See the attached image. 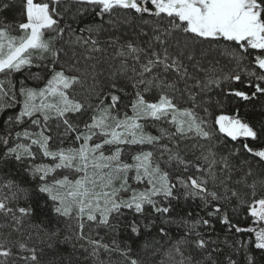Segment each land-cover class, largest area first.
Returning a JSON list of instances; mask_svg holds the SVG:
<instances>
[{
    "label": "snow or ice",
    "instance_id": "obj_1",
    "mask_svg": "<svg viewBox=\"0 0 264 264\" xmlns=\"http://www.w3.org/2000/svg\"><path fill=\"white\" fill-rule=\"evenodd\" d=\"M74 3L71 23H64L69 0H21L23 22H0V112L18 108L5 121L9 131L0 135V165L17 162L32 177L0 183V217L11 229L0 236V264H43V249L30 246L31 233L22 231L24 218L37 211L53 225L38 234L48 248L60 235L54 225L67 219L75 221V238L91 245L92 256L113 249L86 236V225L113 232L122 225L133 242L150 238L144 248L157 264H240L233 257L244 245L229 246L226 238L231 250L225 252L213 238L217 220L230 232L254 234V248L264 253V119L249 121L239 103L227 114L226 103L229 97L247 104L264 96V0ZM10 7V0H0V11ZM90 14L99 23H85ZM105 17L113 28L135 24L137 31L123 42L121 36L109 38L120 64L110 71L106 91L96 90L100 74L96 64L89 65L94 83L82 100L75 88L87 73L81 74L79 61L68 67L61 62L65 45L95 59L105 51L94 38L106 31ZM222 58L234 69L225 71ZM25 71L17 87L12 78ZM214 89L224 97L215 101L218 115L209 110L211 97L205 99ZM149 121L174 130L160 127L153 135L146 131ZM14 126L20 130L12 131ZM229 138L255 143L229 147ZM55 140L59 146L53 148ZM185 140L195 141L191 147L201 150L199 156H185L179 147ZM38 153L50 162L33 163ZM181 195L199 200L203 215L173 216V201ZM21 199L27 206H18ZM230 210H243L252 226L233 224ZM173 228L180 234L173 236ZM13 232L20 238L11 239ZM115 250L127 264H143L131 255L130 244ZM244 259L257 264L254 255L245 253Z\"/></svg>",
    "mask_w": 264,
    "mask_h": 264
},
{
    "label": "trees",
    "instance_id": "obj_2",
    "mask_svg": "<svg viewBox=\"0 0 264 264\" xmlns=\"http://www.w3.org/2000/svg\"><path fill=\"white\" fill-rule=\"evenodd\" d=\"M10 4L12 7H10L7 10L0 11V22H7L11 25H17L18 23L23 22V17L20 15V4L21 0H10ZM69 4L71 5V11L68 12L67 17L64 21V23H71V17L73 13L76 11V5L74 3V0H69ZM117 15H121L120 13H117ZM100 18L95 17L94 15H88L84 18V22H96L99 23ZM105 23L104 27L106 29L105 32H103L99 37H94L99 39L100 41V47L105 49L103 52L95 53V59L86 60V53L84 49L79 47H72L65 45V55L62 56V63H64L65 67H68L70 64L75 63L76 61H79L78 67L81 69V74L85 75V79L82 85H77L75 88V92L78 95V98L82 100H88L89 99V92L91 90V86L93 85L94 81L91 76V70L89 69V65L96 64L97 68L96 71L99 73V81L100 84L97 86V91L101 87L107 90V83H108V77L110 71L114 70L116 67L120 64V58L115 57L116 47L115 46H109L108 41L109 38L112 36H121L123 42L124 39H127L131 37L135 31H137L136 25L133 24L131 26L129 25H123L121 24L119 28H113L107 23V17L104 18ZM82 26V25H81ZM73 27H76L74 24ZM65 39H67V36H65ZM129 63H131V60H129ZM221 65L225 67V71H228L229 69H234V64H230L227 59H221L220 60ZM38 69L33 67L31 71L35 72ZM27 75V72H22L15 74L13 76V81L16 82L17 87H19V81L24 79V77ZM202 76V74H201ZM192 81H189V84H191ZM28 84L30 86H36L34 81L29 80ZM237 88H243V85L241 84H235L234 85ZM180 88H183L184 85L181 83L179 85ZM251 91V89H248ZM126 91L128 93H132L133 89L131 87L126 88ZM198 91V90H197ZM155 93H152L151 95L147 96V99L152 100L155 97ZM208 97H211L212 104L209 108L210 111H212L215 115L219 114V110L215 108V101L216 100H223L224 97L220 93L219 89H214L210 93L205 96V99ZM185 99L187 97L185 96ZM91 103L95 104L97 101L93 98ZM123 103H128V98H123ZM228 108L230 111L227 114H231V109H233L237 103L241 105V113L244 115L249 121L253 123H259L261 119H264V96L259 97L258 99L245 104L244 102L240 101L237 102L236 98L229 97L228 101L226 102ZM208 106V105H206ZM122 110H127L123 108V105H121ZM17 109H10L5 112H0V135L5 134L9 131L8 126L5 124V121L7 119L8 115H12ZM129 114H131L129 112ZM86 118V117H85ZM26 126V125H25ZM168 128L169 131H173L166 122L160 121V122H152L149 121L148 126L146 127V131L151 132L153 135H158V128ZM20 130L19 126H14L12 131H18ZM56 129L53 128V135H56ZM13 141L15 142V136L12 137ZM167 143V141H164ZM243 142H247L249 144H253L255 142L248 140L244 141L243 138H240L237 142L230 141V138L228 140L229 147L235 145L236 147H240ZM195 143V141L191 140H185L181 141L179 144V147L181 150H183L185 156L188 159H193L194 156L200 155V149L199 148H192L191 145ZM201 143H205L201 141ZM205 146H207L205 144ZM2 147V146H0ZM217 149L221 150V146L217 145ZM33 150H35V146H33ZM40 157V161H43L44 163L48 162V158H42L41 154H37ZM241 158L244 157L243 152H241ZM175 167V165H174ZM194 170L190 169L188 174H192ZM177 174H183L182 169L178 171ZM185 174V178H186ZM235 178V177H234ZM13 179L17 182H20L22 180H31L32 177L29 175H26L23 171V168L21 165L17 162H13L9 166H3L0 165V183L7 182V180ZM26 201L21 199L18 202L19 207H25L27 206ZM175 211L173 212V216H176L177 214L179 216H186L188 213H191L193 216L203 215V212L200 210L198 205L200 204L199 200H192V199H185L182 195L181 198L178 201H173ZM43 206V205H41ZM54 215V214H53ZM229 215L231 218V221L233 224H238L240 227H249L252 226V221L246 217V214L243 210L238 211L236 214H233L231 210L229 211ZM131 216L129 215V219ZM9 221L5 220L3 217H0V225H4V227H0V236H7L8 233L11 231V229L7 226ZM59 230V237L58 242L54 243V246L52 248L47 247V242L41 243V239L39 237V233L41 229L44 228H50L53 227V225H50L48 216L44 212L37 211L34 215L31 217H25L24 218V228L22 231L25 233V236L28 233H31L33 239L30 242V246L35 245L38 249H43L42 253V261L43 264H127L126 258L120 254L119 251H116L117 245L120 249H123L125 247V244H130L132 248L131 255L134 258L140 259L143 264H157V259L153 258V255L150 250L144 248V243L146 239H150L148 237H143L140 239H137L135 242L128 239V232L126 229L121 225L116 231H111L104 227L96 228L94 226L90 227L86 225L85 227V235L96 240H101L102 243L109 244L110 248L113 249L112 251H105L104 249L99 250L98 256H92L91 255V245L87 243L86 240H77L75 238V232L76 224L75 221L72 220H61L57 225H54ZM215 229V232L213 233V238L215 239L218 237L217 243L220 245V247L225 251H230V245L232 243H236L237 248H240L241 244L244 245L243 249L241 251L236 252L234 255V259L238 260L240 264H245L244 255L245 253L254 255L257 264H264V253H261L260 250H256L254 248V234L251 233H236L233 231H228L227 226H224L220 224L217 220H213V225ZM206 231H211V229H206ZM155 234V233H153ZM173 236L179 235L180 233L175 231V228H173L172 232ZM71 237L67 242L64 241V237ZM11 239H17L20 238L19 233H12ZM227 238V243L229 246L225 245V239ZM115 240L116 244H113L112 241ZM83 245V247H81ZM251 249V251H249Z\"/></svg>",
    "mask_w": 264,
    "mask_h": 264
},
{
    "label": "rangeland",
    "instance_id": "obj_3",
    "mask_svg": "<svg viewBox=\"0 0 264 264\" xmlns=\"http://www.w3.org/2000/svg\"><path fill=\"white\" fill-rule=\"evenodd\" d=\"M16 34H18V33H16ZM53 128H55V127H53ZM57 146H59V140H55L53 143H52V147L53 148H55V147H57ZM42 158H44L43 156H42ZM41 159H40V157H39V155H37V158L35 159V161H33V163H44L43 161H40ZM50 161H49V159H48V162H46V163H49Z\"/></svg>",
    "mask_w": 264,
    "mask_h": 264
}]
</instances>
